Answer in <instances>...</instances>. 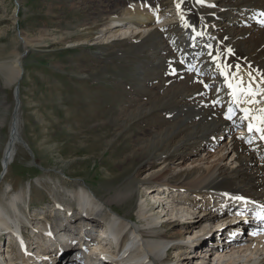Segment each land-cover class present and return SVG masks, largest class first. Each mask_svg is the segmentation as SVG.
Returning a JSON list of instances; mask_svg holds the SVG:
<instances>
[{
    "label": "bare ground",
    "instance_id": "1",
    "mask_svg": "<svg viewBox=\"0 0 264 264\" xmlns=\"http://www.w3.org/2000/svg\"><path fill=\"white\" fill-rule=\"evenodd\" d=\"M177 1L174 10L168 12L173 11L170 16L180 20L183 14L180 2ZM219 2L226 10L225 25L230 27L224 28L221 36L205 31L209 17L197 9L198 4H203V1L190 0L195 15L193 14L190 21L185 17L184 21H189L195 27L201 25V31H188V35L171 34L167 38L171 41L164 42L159 28L166 26L169 20L155 17L151 8L138 4L130 11L108 14L106 24H103L99 30L100 35L96 38L100 42H110L114 38L137 37H151L157 40L155 47L166 54H163L166 58H161L163 63L160 67L172 74L170 81L173 82L169 89L171 99L179 98L182 103V109L176 108L177 115L173 126L166 130L155 128L148 132L145 139L135 137L133 140L137 146V160L141 164L135 174L147 173L144 179L138 182L146 191L144 196L147 195L146 199L140 198L135 206L139 225L133 222L132 217H124L111 209L106 212L105 209V205L108 206L112 201L132 199L134 184L105 202L95 199L91 192L78 185V191L71 195L77 200L76 220L74 221L73 216L71 219L66 216L62 218V223L65 220L66 228L69 229L68 235L65 230L55 232L41 224V217L33 224L27 221L25 213L19 210V206L24 205V208H27V194H13L8 196L6 206L0 203V235L6 232L8 238L13 236L16 250L25 249L31 256L17 253L13 258L6 260L9 255L3 252L0 254V264H52L56 260L57 248L61 243L64 249L73 250L78 246L75 249L81 250L83 242L80 234L69 233L73 226L80 231L84 230L83 234L89 236L91 241L102 239L99 247H91L96 254L85 252V259L89 264H99L102 261L100 254L112 264H174L168 260L169 252L177 254L186 249V253L188 250L198 253L201 244L205 243L202 240L210 239L214 232L215 238L212 235L211 239L215 244H210L209 252L203 253L200 262L195 260L196 262L192 263L193 261L184 258L179 264H264V232L260 223L254 224V218L249 219L247 216L237 225L230 224L225 227L219 223L220 217L228 215L229 208H233L235 203L239 205L242 199L246 207L248 204V207H256L259 210L264 207V0ZM233 13L235 15L229 16ZM12 21L16 22L14 14ZM197 37L201 38V42ZM20 43L24 48L30 46V40L26 37H21ZM170 53L176 54L170 57ZM8 64L10 65L7 66ZM20 65V56L2 63L3 74L9 84H17L22 71ZM198 82L209 88V92L205 93L200 87L197 89ZM229 84L232 85L231 88ZM14 90L17 103L19 92L18 89ZM141 109H144V106L122 112L124 124L121 129L131 130L132 122L135 119L141 120L145 114ZM178 117H181V120H177ZM249 125L252 126L251 131ZM239 126L244 127L235 132L234 128ZM220 129L221 132L213 138L214 133ZM18 133L17 113L10 124V137L2 158L3 167L15 153L20 141ZM172 148L177 152L170 153ZM162 149L167 150L168 155H162L161 166L155 169V173H149L147 170L156 164V153L160 154ZM146 159L148 161L143 163ZM128 165L125 170L129 168ZM8 166L9 164L4 168L5 174ZM171 192L173 196L180 195V192L196 194L199 196L197 199L201 201L195 203L173 198L168 201L167 193ZM208 194L211 195L207 199ZM147 198H150V202ZM204 198L208 201L203 200ZM153 201L158 207L154 208ZM209 202L215 203L218 210H212ZM70 208L68 206L64 212L67 214ZM155 209H159L156 214ZM239 211L242 213V210ZM100 219L107 221L100 225ZM179 221L186 222V225L181 226L180 231L172 232ZM162 223L171 228L168 234L160 233ZM214 223L217 229L210 230V233L204 230L206 225ZM23 224L31 226L33 230V225L36 224L35 228L39 226L36 231L43 233L38 250L34 253L30 248L31 240L22 232ZM90 224L103 226L96 227V236L85 232ZM102 228L105 231H101ZM242 229L249 233L236 236L243 232ZM232 230L236 233L231 236L234 238L231 244H228L226 239L230 238L226 233L229 234ZM192 232H196L197 236L189 237ZM185 234L188 236L187 241L183 238ZM219 238H223L224 243L219 244ZM104 239L111 243L110 247ZM73 241L77 242V245H70ZM23 254L29 258H25ZM67 264L77 263L70 260Z\"/></svg>",
    "mask_w": 264,
    "mask_h": 264
},
{
    "label": "rangeland",
    "instance_id": "2",
    "mask_svg": "<svg viewBox=\"0 0 264 264\" xmlns=\"http://www.w3.org/2000/svg\"><path fill=\"white\" fill-rule=\"evenodd\" d=\"M202 1L203 4L199 3L197 9L209 17V20H206L205 31L221 36L224 28H230L224 21L225 7L219 0ZM177 2V0H0V203L6 206L8 196L25 193L27 208L23 205L19 206V210L25 213L27 221L33 224L41 217V224L55 232L65 230L68 235L69 229L66 228L65 220L62 223V218L74 217V221L76 220L77 200L71 195L78 191L79 186L91 192L95 199L105 202L134 184L132 199L112 201L108 206L105 205V209L106 212L111 209L124 217H132L133 222L139 225L135 216V206L140 198L146 199L147 195L144 196L146 191L138 182L144 179L147 173L135 174L141 164L137 160V146L133 140L135 137L145 139L148 132L155 128L166 130L173 126L177 115L175 112L178 108L182 109V103L179 102V98L171 99L169 89L173 82L170 81L172 74L160 67L163 63L161 58H166L164 57L166 54L155 47L157 40L151 37H137L114 38L110 42L108 40L100 42L96 38L100 35L99 30L103 24H106L108 14L130 11L138 4L151 8L155 17L160 16L169 20L166 26L159 28L164 42L171 41L167 40L171 34L188 35L189 29L183 27L186 22L184 19L187 17L190 21L193 14L195 15V10L192 9L190 0H179L183 20L176 22L178 20L175 16H170L174 12L168 11L174 10ZM13 14L16 17L15 23L12 21ZM231 15L235 14L229 16ZM189 21L187 23L191 25ZM190 27V32L197 31L194 29L195 26ZM199 27L201 28V25ZM21 37L30 40L29 47L24 48L21 45ZM175 54L170 53L172 55L170 57ZM15 56H20L22 70L16 86L9 84L2 68L4 61L10 62ZM188 72L191 75V72ZM201 84L202 82L196 84L197 89L200 87L202 91L208 93L209 88ZM14 89H18L19 92L17 103ZM140 106H144V109H141L145 113L143 118L139 121L135 119L131 124V130L121 129L124 124L122 112ZM17 113L20 141L13 157L3 167L2 158L10 137V124ZM177 120H181V117ZM220 132L221 129L216 131L213 138ZM174 150L172 148L169 151L177 152ZM167 153V150L163 149L160 154L156 153L154 158L156 164L147 171L152 173L158 169L162 164L161 156H166ZM147 161L146 159L142 162ZM177 162L178 160L175 164ZM8 164L9 168L5 174L4 168ZM127 164L129 168L125 170ZM179 194L173 196L172 192L167 193V200L173 198L195 203L201 201L197 199L199 196L196 194L182 192ZM210 195L208 194L206 198L208 199ZM206 198L203 200L208 201ZM147 200L150 202V198ZM208 204L212 210H218L215 203ZM153 205L154 208L158 207L155 201ZM236 205L237 203L233 207ZM68 206L71 210L66 214L64 211ZM158 210L155 209L154 214ZM228 214L230 216L232 213L228 211ZM223 216L224 218L219 219L220 224L229 221L226 220L228 215ZM100 221L102 225V222L107 220ZM177 223L172 232L180 231L181 226L186 225L183 221ZM162 224L160 233L168 234L171 228L165 227V223ZM34 225L35 230L26 224L22 225L23 234L32 242L30 248L33 253L38 250L43 235L36 231L39 226L35 228ZM90 228L93 229L92 226ZM90 228L85 232L91 234L93 230ZM214 228H218L215 223L206 225L204 230L210 233ZM83 231L73 226L69 233L81 234ZM212 235L215 238L216 233ZM212 235L210 239L202 240L205 243L201 244L198 253L189 250L186 253V249L179 251L178 255L169 252L168 260L174 264H179L184 258L193 261L192 263L196 262L195 260L200 262L203 253L209 252L210 244H215L211 239ZM8 236L6 232L0 235V254L4 252L13 258L18 253L17 247L13 236L10 238ZM193 236H197V233L192 232L189 237ZM187 237L185 234L184 240L187 241ZM217 241L219 244L223 243L221 239ZM58 246L56 260L52 264L64 262L67 264L70 260L81 264L78 259H82L84 264H89L85 259V253L74 250L78 246L69 253L70 249H64L62 243ZM59 250L63 252L61 260Z\"/></svg>",
    "mask_w": 264,
    "mask_h": 264
},
{
    "label": "snow or ice",
    "instance_id": "3",
    "mask_svg": "<svg viewBox=\"0 0 264 264\" xmlns=\"http://www.w3.org/2000/svg\"><path fill=\"white\" fill-rule=\"evenodd\" d=\"M229 87L231 88L232 87V85L231 84H229ZM239 87V86H238ZM249 95H251V90L249 89ZM229 112H231V108L229 109ZM229 119H231V117L229 116L228 117ZM252 130V126L251 125H249V131H251ZM258 131L260 130V129H257Z\"/></svg>",
    "mask_w": 264,
    "mask_h": 264
}]
</instances>
